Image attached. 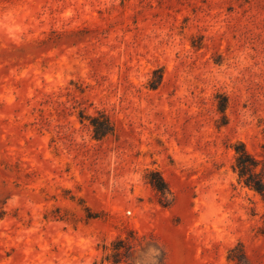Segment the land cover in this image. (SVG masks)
Here are the masks:
<instances>
[{"label":"rangeland","instance_id":"obj_1","mask_svg":"<svg viewBox=\"0 0 264 264\" xmlns=\"http://www.w3.org/2000/svg\"><path fill=\"white\" fill-rule=\"evenodd\" d=\"M241 145L264 0H0V264H264Z\"/></svg>","mask_w":264,"mask_h":264},{"label":"trees","instance_id":"obj_2","mask_svg":"<svg viewBox=\"0 0 264 264\" xmlns=\"http://www.w3.org/2000/svg\"><path fill=\"white\" fill-rule=\"evenodd\" d=\"M92 125L95 128L97 139H102L113 132V127L108 122H106L105 127H99L96 120H94L92 121ZM236 152L237 157L234 170L238 174L240 182L264 197V162L249 154L243 145L236 147ZM261 165L263 168L260 170ZM161 184L164 185L165 183L161 181ZM158 188L160 189V187ZM132 245L130 239H118L115 242L113 253L107 255L105 260L114 264H131L129 261L133 254L130 252L133 247Z\"/></svg>","mask_w":264,"mask_h":264}]
</instances>
